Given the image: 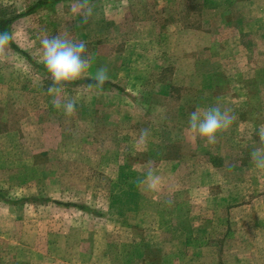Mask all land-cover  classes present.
Returning a JSON list of instances; mask_svg holds the SVG:
<instances>
[{
    "label": "rangeland",
    "instance_id": "1",
    "mask_svg": "<svg viewBox=\"0 0 264 264\" xmlns=\"http://www.w3.org/2000/svg\"><path fill=\"white\" fill-rule=\"evenodd\" d=\"M86 7L0 0L22 53L0 49V264H264V0ZM57 34L90 63L59 96ZM210 106L232 117L211 143L188 126Z\"/></svg>",
    "mask_w": 264,
    "mask_h": 264
},
{
    "label": "clouds",
    "instance_id": "2",
    "mask_svg": "<svg viewBox=\"0 0 264 264\" xmlns=\"http://www.w3.org/2000/svg\"><path fill=\"white\" fill-rule=\"evenodd\" d=\"M87 3L88 0H80L81 16L85 20L91 14V9L86 7ZM11 39V33L0 32V49L7 47ZM40 46L41 61L53 82L47 89L49 94L59 96L64 83L81 79L89 69L88 49L83 41L77 42L57 34L42 38ZM107 79V71L97 68L92 82L97 87H102ZM75 107L72 100H66L63 104L65 115L72 114ZM231 122L232 117L216 106L207 107L203 111L194 110L188 116L189 129L209 143L214 142L217 135L227 129ZM249 156L258 169H264V149L255 148Z\"/></svg>",
    "mask_w": 264,
    "mask_h": 264
},
{
    "label": "crops",
    "instance_id": "3",
    "mask_svg": "<svg viewBox=\"0 0 264 264\" xmlns=\"http://www.w3.org/2000/svg\"><path fill=\"white\" fill-rule=\"evenodd\" d=\"M53 5H56V4H53ZM28 10H31V9L28 8L27 11ZM0 20H7V21H9V24L7 26V32H9V33L12 34V30H13L14 25L20 19H16V17H15V18H12V19L0 18ZM6 49H8L12 53H18L19 55H22L21 50L14 43L13 34H12V39H11L9 45L6 47ZM24 59H26L27 61H29V59L26 58V57H24ZM11 75H13V74H11ZM89 81H92V80L91 79L85 80V82H86L85 84H88ZM8 94H9V92H7L6 89H0V98H2L3 96H5V98L8 99L9 98Z\"/></svg>",
    "mask_w": 264,
    "mask_h": 264
},
{
    "label": "trees",
    "instance_id": "4",
    "mask_svg": "<svg viewBox=\"0 0 264 264\" xmlns=\"http://www.w3.org/2000/svg\"><path fill=\"white\" fill-rule=\"evenodd\" d=\"M9 24V21L7 20H0V32H7V26ZM90 84H94L92 81H89ZM107 84V83H104ZM103 84V85H104Z\"/></svg>",
    "mask_w": 264,
    "mask_h": 264
}]
</instances>
